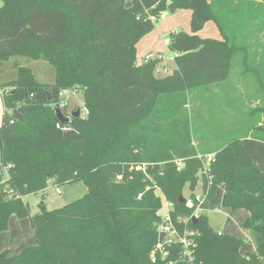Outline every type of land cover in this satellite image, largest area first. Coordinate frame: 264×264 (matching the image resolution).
<instances>
[{
	"label": "trees",
	"instance_id": "trees-1",
	"mask_svg": "<svg viewBox=\"0 0 264 264\" xmlns=\"http://www.w3.org/2000/svg\"><path fill=\"white\" fill-rule=\"evenodd\" d=\"M169 1L191 9L192 33H172L168 47L178 53L175 68L161 76L157 60L138 62L137 44ZM211 20L224 40L198 35ZM239 49L208 0H133L130 6L125 0H0V62L13 56L44 59L57 73L54 84L42 83L17 61L18 78L0 84L5 106L0 232L8 229L12 214H29L18 195L39 193L50 183L82 180L88 186L84 198L62 208L50 210L42 203L41 212L31 216L37 243L19 254L3 252L0 264H166L170 259L187 264L178 258L179 244L166 261L151 259L161 236L163 203L157 189L173 205L178 227L195 232V264H264V172L243 142L245 136L264 141V123L214 151L209 176L201 175L207 197L222 186L223 207L250 213L244 227L256 251L241 254L245 240L215 231L205 214L180 221L200 203L194 190L204 164L191 117L178 107L190 91L226 80ZM75 86L84 89L89 112L69 115L64 106L60 110L71 119L62 123L56 105L62 90ZM176 96L180 103L173 102ZM178 158L185 159L182 168ZM8 165L9 180L2 181ZM186 184L194 207L179 201Z\"/></svg>",
	"mask_w": 264,
	"mask_h": 264
},
{
	"label": "rangeland",
	"instance_id": "rangeland-1",
	"mask_svg": "<svg viewBox=\"0 0 264 264\" xmlns=\"http://www.w3.org/2000/svg\"><path fill=\"white\" fill-rule=\"evenodd\" d=\"M131 4L132 3H130L129 6ZM169 5L170 4H168V8L159 15L153 29L144 34L139 41L141 44L143 42V45L146 46H156V43H159L156 49L158 50L159 48L162 50L165 56H168L171 52L167 45L171 40L172 33L176 31L192 33L191 11H186V8H179L177 11L172 12L169 10ZM213 24L214 23H211L206 26V28L204 27L202 32L198 35L202 38L212 37L213 32L211 28H214ZM167 26V44H165V40L161 36L159 29L162 30ZM253 50L256 52L257 48ZM238 59L239 57L237 58L236 54L229 77L226 80L209 88L190 91L187 94L185 103L179 106L178 109L183 108V111L190 115L194 133V144L199 149L203 159L204 169L199 173L198 182L194 190L196 195H201L205 199L202 205V213L200 214H205L207 216L210 226L215 231L225 230L226 233L237 232L241 235L242 237L240 238L245 240L241 249V254H244L249 250L251 244L249 241L250 234L244 227V221L246 219L242 220L238 218L241 226L240 228L234 226L233 216L222 207L224 188L218 186L216 193L211 197H207L204 193L203 177L201 176L202 174L209 176L208 167L210 165V159L215 154L213 153L214 151L221 149L233 139V137L244 132L246 127L258 124L259 121L263 119V116H260L262 112L256 111V108L264 105V96L262 92H259L261 85L258 79L260 74H262L260 76L264 78V61L244 64L243 61H239ZM17 61H19L22 66L30 68L38 81L48 84H54L56 82V68L47 60H31L25 56H13L10 61L0 62V84L18 78V68L15 67ZM174 68L175 62L170 61L168 68L169 73H171ZM257 68L260 70V74H257ZM165 73L164 71H158V74L161 76ZM247 85L249 87H247ZM69 91L68 114L70 115L71 112L83 108L85 100L82 86L72 87ZM172 100L173 102L175 100L179 102L181 98L176 96L173 97ZM4 112V103L0 96V127L2 125ZM81 113L85 115L84 111H81ZM258 153L260 156L264 157V150L261 147H259ZM7 180H9V176H4L2 179V181ZM59 189L61 190L60 192ZM87 193V184L82 180H78L62 185L50 183L44 191L39 193H32L26 196L23 194L18 195L27 204L29 214L22 216L12 214L10 216L8 229L0 232V254L5 251H8L10 255L19 254L24 249L37 243V233L33 228L31 216L41 212L42 203L45 204L47 209H59L84 198ZM157 194L161 196L163 203L160 214H164L169 207V202L164 193L159 189H157ZM183 196L186 199L191 198L189 184L184 186ZM234 228L236 231L232 230Z\"/></svg>",
	"mask_w": 264,
	"mask_h": 264
},
{
	"label": "crops",
	"instance_id": "crops-1",
	"mask_svg": "<svg viewBox=\"0 0 264 264\" xmlns=\"http://www.w3.org/2000/svg\"><path fill=\"white\" fill-rule=\"evenodd\" d=\"M132 1L133 0H125V5L129 6V4L132 3ZM208 1L211 2V4L213 5L214 11L221 18L223 25H224V31L226 32L228 37H230L231 40L234 39V43L240 46L241 49H239L237 53V58L239 57L238 60L243 61V63L264 61V52H263L264 51V34H263L264 32V0H208ZM171 3L172 1H169L168 4H171ZM178 9L179 7H177L175 11H177ZM186 11H191V9L188 10L186 8ZM211 23H214L213 24L214 28H211L213 35L212 37H205V38L214 37L213 39L224 40L226 36L222 33L221 28L219 27L216 21L211 20L207 22L204 27L206 28V26L210 25ZM167 30H168V26L164 27V29L162 30L159 29L161 36L165 40V44H167L166 42V35L168 34ZM202 30L199 31L198 34L202 32ZM158 45L159 43H156V46ZM156 46H153V45L146 46V45H143V42L142 44L141 42H139L137 44L138 62L139 63L143 62L145 56L149 53L161 52L164 54V52L160 50L159 48L157 50ZM254 48H257L256 52L255 50H253ZM163 66L164 65L161 64L158 68V71ZM167 66L169 68V63L167 64ZM167 74H169V71L165 73L164 75H167ZM247 87L249 86L247 85ZM3 93L4 91L0 87V96L2 97V102H3ZM256 111H259V110H256ZM259 112H262L260 116H263V119L259 121V125H261L262 123H264V109L260 110ZM2 123H3V117H2ZM248 127H246L244 134L246 133ZM243 142H244L245 147L249 151L253 159V162L264 172V157L260 156L258 153L259 147H261L264 150V141L255 139L251 136H245L243 137ZM224 193L225 192L223 190V194ZM204 200L205 199H203L199 205V213H202L201 210L203 209L202 205H203ZM223 209L231 213V215L233 216L232 217L233 225L238 226L239 228L241 225L238 221V218L245 220L250 216V213L246 209L234 210V209H229L225 207H223ZM232 230L236 231L235 228ZM219 232L226 233L225 230L219 231ZM231 234H234L238 237H242L237 232L236 233L231 232ZM251 238L252 237L250 235V240H249L251 242L250 248L243 255H245L247 252L256 251V245L253 239ZM248 239H249V236H248Z\"/></svg>",
	"mask_w": 264,
	"mask_h": 264
},
{
	"label": "built area",
	"instance_id": "built-area-1",
	"mask_svg": "<svg viewBox=\"0 0 264 264\" xmlns=\"http://www.w3.org/2000/svg\"><path fill=\"white\" fill-rule=\"evenodd\" d=\"M177 56H178L177 52H170L168 56H165V54L161 52L149 53L145 56L143 62L157 60L160 63V65L161 64L164 65L159 69V71H164L167 73L169 71L167 64L170 61L175 62ZM69 96H70L69 89L62 90L60 94V103L56 105V107L60 109V108H64V106H69V101H68ZM81 111H84L85 115L89 112L86 107L81 108ZM199 157L202 158V155L199 154ZM175 162L178 164L179 168H182L185 164V159L178 158L175 160ZM10 167H11L10 165L4 167V169L1 171V174H3V176L8 177ZM142 167L145 170V165H143ZM4 191L8 192L9 194H12L14 192L11 190L10 191L4 190ZM60 191L61 190L59 189V192ZM139 197H142V193L139 194ZM196 199L201 203V201L204 198L201 195H196ZM186 203L189 207L195 206V201L193 198L187 199ZM199 205H197L196 210L191 216L180 221L188 222L190 219H196L200 215ZM168 206L169 207L167 208L166 212L164 214H161L162 221L158 225V230L161 236L151 252V259L154 263H157L159 259L166 261L168 257L174 253L173 248L175 244H179L181 250L179 251L178 258L182 260H186L187 264H195V260L193 257L194 247L196 246V242L194 241L193 238L195 232L187 226H184V228L181 230L178 227V224L175 223V221L173 220L170 213V210L172 209L173 205L169 202ZM177 262L178 259H170L166 262V264H177Z\"/></svg>",
	"mask_w": 264,
	"mask_h": 264
},
{
	"label": "water",
	"instance_id": "water-1",
	"mask_svg": "<svg viewBox=\"0 0 264 264\" xmlns=\"http://www.w3.org/2000/svg\"><path fill=\"white\" fill-rule=\"evenodd\" d=\"M177 7H178L177 4L174 3V2H172V3L169 5V10L173 12V11L176 10ZM50 99H51V97H50ZM56 113H57V116H58L59 120H60L62 123H66V122H68V121L71 119L69 116H66V115L62 112V110H60L59 108H57ZM80 114H81V109H78V110L74 113V115H77V116H79ZM14 118H16V119H18V120H21V119L23 118V116H22V114H21L19 111H15V112H14ZM186 200H187V199L183 196V194H182V195L180 196V198H179V201H180V202H183V203H186Z\"/></svg>",
	"mask_w": 264,
	"mask_h": 264
}]
</instances>
